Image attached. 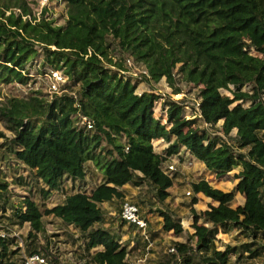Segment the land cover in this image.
I'll return each instance as SVG.
<instances>
[{
	"label": "trees",
	"instance_id": "16d2710c",
	"mask_svg": "<svg viewBox=\"0 0 264 264\" xmlns=\"http://www.w3.org/2000/svg\"><path fill=\"white\" fill-rule=\"evenodd\" d=\"M63 1L67 18L55 26L42 16L46 8L35 16L37 3L0 0V86L26 84V66L38 58L40 75L57 70L67 76L65 92L50 99L32 91L0 102V123L12 134L9 152L46 186L41 203L25 198L24 210L15 208L14 225L29 224L27 239L34 242L44 231L43 217H55L85 237V251L94 250L89 264H127L131 251L109 232L94 229L103 221L100 205L123 199L125 185H146L165 201L173 181L163 165L183 150L218 178L241 164L235 179L244 203L232 209L234 191L224 193L204 180L192 183L195 245L176 242L169 257L175 264H236L230 258L239 261L249 245L218 250L219 230L264 237V0ZM126 56L143 67L149 76L144 80L164 78L174 95L181 94L177 74L181 82L200 86L198 117L187 119L181 102L168 100L161 124L153 114L158 96L137 94L138 83L121 75L129 71ZM82 117L92 129L80 124ZM219 121L222 138L203 128ZM233 130L235 145L225 140ZM158 140L168 145L161 153L153 149ZM87 163L101 173L102 183L90 194H70L47 208L45 201L63 180H84ZM8 186L0 180V199ZM198 194L217 205L197 212ZM161 217L164 233H183L179 220L164 212ZM14 246L13 238L0 237V264H17Z\"/></svg>",
	"mask_w": 264,
	"mask_h": 264
},
{
	"label": "rangeland",
	"instance_id": "374dc122",
	"mask_svg": "<svg viewBox=\"0 0 264 264\" xmlns=\"http://www.w3.org/2000/svg\"><path fill=\"white\" fill-rule=\"evenodd\" d=\"M27 1L33 3L32 6L37 3L33 8V13L37 18L41 17V10L46 8L42 16L53 22L55 26L65 24L67 6L63 0ZM251 55L256 56V53L252 52ZM111 56L117 59V51H111ZM40 60L41 58H38L26 66V72L29 73L26 75V84L13 83L8 86H0V101L9 97H23L32 91H39L41 94L48 96L49 99L54 95L48 90L47 79L40 75L38 69ZM125 60L129 71L121 75L129 79L131 83H138L136 93L151 92L158 96V100L153 107V114L155 118L160 120L161 124H166V107H164V103L168 100L180 101L184 108V116L187 119L198 117L197 104L199 102L200 86L181 82V76L177 74L176 79L181 94L174 95L164 78L158 83L146 81L143 77L149 78V76L144 73L143 67L127 56ZM248 89V86L243 88L244 91ZM61 90L62 92L57 95L65 91L64 89ZM221 95L222 97L232 98L231 93L227 91H221ZM221 125L222 121H219L214 127L203 128L207 130L208 134L222 138L223 136L219 131ZM235 133L236 130H233L230 138H225L232 145H235L233 141ZM11 138L12 134L5 130L0 123V180L9 185L8 194L5 198L0 199V235H3L4 238L9 236L14 239L15 246L12 250H19L15 256L17 264H23L24 259L29 257L27 249L30 251L35 249L44 254L48 264H89L88 259L94 250L88 254L84 246L85 237L74 227L62 224L59 219L52 216L43 217L44 231L37 234L34 242L27 239L30 231L29 224L14 225L17 221L14 216L15 208L22 206L24 210L23 202L25 198L41 203L40 189H46V186L35 175L34 171H29L14 159L11 152H9V140ZM152 144L156 153H161L168 146L162 140L153 141ZM243 152H246V149L238 151V153ZM170 164L176 166V172L171 176L173 184L168 190L169 197L165 201H158L152 190L146 185L142 187L125 185L121 189L123 199H114L112 202L100 205L103 221L101 224L96 225L94 229L100 228L109 232L128 251H131L127 262L132 261L135 264H175V260L169 257L168 252L170 248L174 247V243L181 242L194 247L195 239L192 238L194 234L193 218L190 212L191 195H186L187 192L191 191L190 185L192 183L204 180L212 188L224 193L234 191L235 197L231 204L232 209L242 206L244 203V194L238 189L239 180L235 179L242 170L241 164L221 178L216 177L206 169L204 164L198 162L183 150L180 157L172 158L163 165V169ZM100 183H102L101 173L94 165L87 163L85 165L84 180H63L60 189L54 191L51 197L45 201L46 207L52 208L61 204L64 198L70 194L80 192L90 194ZM198 198L199 202L194 206L197 212L205 211L209 205H214V202L204 196ZM125 202H131L139 206L143 216L149 220L148 240H145L140 233L120 220V209ZM162 212L168 213L173 219L180 221L183 233L179 237H176L172 232L164 233L162 229ZM214 245L218 250H223L226 245L231 247L249 245V251L242 252L239 261H237L236 256H232L230 261L236 264H264V237L261 235L252 237L237 228H233L229 233H222L219 230ZM254 253L255 255H253ZM177 264L182 263L178 262Z\"/></svg>",
	"mask_w": 264,
	"mask_h": 264
},
{
	"label": "built area",
	"instance_id": "2783aa9c",
	"mask_svg": "<svg viewBox=\"0 0 264 264\" xmlns=\"http://www.w3.org/2000/svg\"><path fill=\"white\" fill-rule=\"evenodd\" d=\"M28 19L30 18L28 17ZM43 76L44 78L47 79L48 90L52 94H59L60 92H62L61 90L62 87L67 83V76H65L62 72L57 70H49L48 72L43 74ZM80 124L86 126V128L89 130L92 129V122H90L84 117H82ZM203 127L207 128L209 126L207 124H203ZM175 172H176V166L174 164L166 165L165 168L163 169V173L170 177ZM186 195L190 196V192H187ZM119 217L120 220L124 222L127 226H134L135 230L138 233H140L145 240H148L147 230H148L149 220L145 216H143L141 212V208L139 206L131 202H125L120 209ZM0 237L4 238L3 235H0ZM168 252L175 253L176 249L172 247L168 250ZM23 264H48V260L44 256V254L37 253L25 258ZM127 264H135V263L128 262Z\"/></svg>",
	"mask_w": 264,
	"mask_h": 264
},
{
	"label": "crops",
	"instance_id": "0c3cea01",
	"mask_svg": "<svg viewBox=\"0 0 264 264\" xmlns=\"http://www.w3.org/2000/svg\"><path fill=\"white\" fill-rule=\"evenodd\" d=\"M199 196H203L202 194H198L197 195V197H199ZM198 202H199V198H198ZM217 205V203H214V205L213 206H216ZM196 206V205H195Z\"/></svg>",
	"mask_w": 264,
	"mask_h": 264
}]
</instances>
